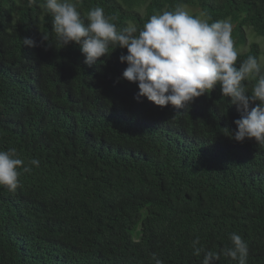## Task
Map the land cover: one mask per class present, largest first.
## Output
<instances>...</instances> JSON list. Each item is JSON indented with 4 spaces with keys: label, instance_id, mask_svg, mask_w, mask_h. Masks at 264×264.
I'll list each match as a JSON object with an SVG mask.
<instances>
[{
    "label": "trees",
    "instance_id": "16d2710c",
    "mask_svg": "<svg viewBox=\"0 0 264 264\" xmlns=\"http://www.w3.org/2000/svg\"><path fill=\"white\" fill-rule=\"evenodd\" d=\"M43 2L0 0V150L40 161L14 192L0 187V264H201L192 241L219 253L232 233L247 264H264V145L230 138L240 113L220 86L185 108L138 101L137 84L118 80L127 49L85 64L79 45L57 42ZM76 3L82 17L102 7L117 30L178 5L230 18L237 66L264 64V0Z\"/></svg>",
    "mask_w": 264,
    "mask_h": 264
},
{
    "label": "clouds",
    "instance_id": "9594fccd",
    "mask_svg": "<svg viewBox=\"0 0 264 264\" xmlns=\"http://www.w3.org/2000/svg\"><path fill=\"white\" fill-rule=\"evenodd\" d=\"M23 3L31 7L37 0ZM41 7L52 16L57 42L62 47L79 45L84 63L89 66L110 55V47L127 49V54L119 57L127 67L118 80L137 84L138 101L146 97L157 106L185 108L219 85L222 96L228 97L240 113L230 138L241 143L247 138L264 145V64L249 55L237 66L240 53L234 46L230 18L209 23L211 17L202 20L178 5L173 11L152 15L142 29L129 22L117 30L113 22L116 17L106 16L99 6L83 17L76 0H44ZM42 40L48 41L49 37L44 34ZM22 43L35 46L29 37L23 38ZM249 81H254L250 92L246 83ZM39 165L35 158L25 163L14 147L0 150V187L14 192L20 186L22 172L30 173ZM229 240L231 245L217 253L198 247L197 237L192 241L193 255L204 253L201 264H216L221 255L237 264H247V242L236 233L230 234ZM152 259L155 264H164L156 254Z\"/></svg>",
    "mask_w": 264,
    "mask_h": 264
},
{
    "label": "rangeland",
    "instance_id": "374dc122",
    "mask_svg": "<svg viewBox=\"0 0 264 264\" xmlns=\"http://www.w3.org/2000/svg\"><path fill=\"white\" fill-rule=\"evenodd\" d=\"M191 11H189V13H190Z\"/></svg>",
    "mask_w": 264,
    "mask_h": 264
}]
</instances>
